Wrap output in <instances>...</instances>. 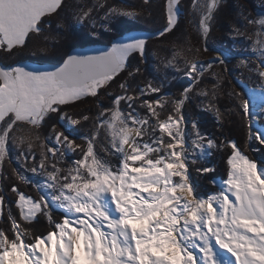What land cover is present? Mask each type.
Instances as JSON below:
<instances>
[{
  "label": "snow or ice",
  "instance_id": "1",
  "mask_svg": "<svg viewBox=\"0 0 264 264\" xmlns=\"http://www.w3.org/2000/svg\"><path fill=\"white\" fill-rule=\"evenodd\" d=\"M192 3L207 51V37L227 0ZM178 5L179 0H167L164 27L153 36L164 37L178 27ZM100 9L98 20L94 13ZM52 16L55 21L46 19ZM121 16L135 19L137 13L108 0L93 5L0 0V49L26 47L45 25L55 41L62 32L87 24L96 41L103 38L100 29L111 32V22ZM228 27L230 39L250 41L255 57H239L237 69L246 68L264 88V15L252 18L240 5ZM148 39L114 38L95 54L67 52L51 69L0 67V166L10 154L9 144L16 146L19 126L39 129L55 121L47 137H36L39 158L31 144L28 151L20 148L18 158L23 163L31 157V164L24 163L23 171L13 169L15 181L8 192L0 188V205L8 208L6 226L0 227V264H264V164L258 167L248 154L253 142L264 147V125L255 127L264 120V92L257 110L244 93H224L232 106L222 109L221 77L232 71L223 53L205 64L181 61L177 49L171 50V58L157 60L159 81L130 83L148 62ZM132 56L139 57L134 69ZM217 64L223 66L221 73L212 70ZM169 71L189 81L178 95L164 91ZM124 72L119 94H108ZM101 91L110 104L103 103ZM89 97L96 102L94 115L66 111ZM189 104L212 113L221 129L226 115L239 114L246 125L245 145L222 131L219 136L202 132L197 120L185 115ZM65 121V130L57 131L56 122L64 128ZM85 123L91 127L78 144L70 130ZM214 151L225 153L226 179L218 190L202 195L193 170L198 176L215 172L214 165L201 162ZM70 153L78 158L66 163ZM112 157L119 162L114 164ZM26 172L43 178V185H34L35 197L18 186L33 183ZM210 184L215 185L214 177ZM8 193L14 201H7ZM54 210L61 211L59 218ZM41 218L47 227L38 233L35 225Z\"/></svg>",
  "mask_w": 264,
  "mask_h": 264
},
{
  "label": "trees",
  "instance_id": "2",
  "mask_svg": "<svg viewBox=\"0 0 264 264\" xmlns=\"http://www.w3.org/2000/svg\"><path fill=\"white\" fill-rule=\"evenodd\" d=\"M109 3H119L123 4L124 7L136 11L137 16L134 21L124 19L116 20L112 25L111 32H104L103 38L93 41L89 37V27L87 24L83 25L80 28L68 29L64 31L65 37L58 41V43L51 44L44 55L36 58H27L19 59L16 63H34V64H57L61 61L63 55L69 52L73 48L84 47L87 45H97L104 44L106 45L110 40L114 38H124L132 34H146L153 36L154 33L161 31L165 24L166 16V3L167 0H149V3L145 4L144 0H108ZM243 5L246 9V13L252 18L259 19L261 15H264V3L262 0H227V6L224 7L218 14L217 20L211 29L210 35L207 37V47L208 50H204V39L198 33V20L199 14L195 12L193 8L192 0H180L179 2V25L171 33L166 34L164 37H155L147 41V64H141L140 67L144 70L142 75H138L136 81H130V83L141 82L144 79H155L159 81L161 79L160 73L154 70V66L158 59L161 57H169V51L171 44H176L178 48H181L183 51L182 57L187 58L189 61L197 60L203 63H207L209 60L215 57V50L221 51L222 53L228 55L226 57L227 67L232 69L231 72L223 73L221 77V87L223 92L221 94L220 106L222 109L231 107V102L229 98L224 95V93L230 91H237L233 85V79H237L242 84L248 88H257L261 85L260 80L249 73L246 68L237 69L236 65L238 58L241 56H247L251 59L255 57L251 56L250 41L245 39L243 36L236 37L235 39L229 38V24L233 22L238 15L239 6ZM102 10V9H101ZM103 12V10H102ZM183 13V17L181 14ZM52 21L56 20V17L50 19ZM55 25V23H53ZM52 25V26H53ZM251 29V26H249ZM160 46V47H159ZM198 50V51H197ZM156 54V58L153 57V54ZM159 54H164L163 56ZM139 57L132 56L129 58V64L132 69L137 66ZM12 62L10 66L14 65ZM222 67L220 65H214L213 71L217 73L222 72ZM126 72L121 74L116 78L115 83L111 85L110 88L106 90L114 92L112 96L118 95L120 92L119 85L124 82ZM172 76H175V79H171ZM170 79L164 85V91L172 94L178 95L180 91L188 85L189 81L181 74L173 73L169 71ZM207 83V81H206ZM238 92V91H237ZM101 100L105 105L111 103V100L106 96L105 91H101L100 95ZM122 107H127L122 104ZM91 110L90 112L88 110ZM66 111L69 113H81L87 112L90 115H94L96 111V102L92 98H86L84 102H77L73 106L66 108ZM185 115L188 117L189 121L195 119L199 123L200 129L202 132L219 136V133L222 131L224 136L229 140H235L240 145L244 146L246 143V125L242 117L239 114L226 115L225 120L223 121L224 127L221 129L219 124L214 119L212 113L201 111L194 106V104H189L185 108ZM55 121H47L42 128H39L36 133L41 134L40 138H44L49 132V128ZM57 124V122H56ZM90 123H85L81 126H74L70 130L71 136L75 139L76 143H83L81 137L87 135L90 130ZM189 125V131H190ZM223 138V137H221ZM32 144V143H31ZM33 148H39L38 143L34 142ZM257 144L255 145V148ZM10 154L3 162V165L0 167V172L3 173V178L0 179V188L5 192H8L9 187L15 181L13 175L14 168H20L21 171L24 170L23 163L16 159L15 155H18V152L15 154L14 150L9 146ZM35 148L31 149L36 153L37 159L39 158V152ZM259 152V153H258ZM260 151H257L256 156H253L252 151L248 150V154L253 158L264 159ZM103 155V153H101ZM224 155L225 153L214 151L209 156L201 157V162L203 165L212 164L215 167V172L206 175L198 176L193 170V180L197 184V189L202 195H207L211 192H214L215 185H211L210 181L214 177L215 182L222 181L226 179V167L224 164ZM78 158V153H72L70 156L66 157V163H71L72 160ZM26 164H31V157L26 161ZM112 162L118 163L117 157H112ZM25 163V162H24ZM22 165V166H21ZM28 173V172H26ZM13 176L12 180H9L8 177ZM19 188L21 191L27 192L32 196H37L35 188L31 185H25L23 182H19ZM15 197L8 193L7 201H14ZM6 201V202H7ZM13 214L18 215V209H16L15 204L11 205ZM8 208L4 205H0V227L6 226L5 221L7 217ZM38 233H43L46 231V223L43 218L40 219L39 223L35 225Z\"/></svg>",
  "mask_w": 264,
  "mask_h": 264
},
{
  "label": "rangeland",
  "instance_id": "3",
  "mask_svg": "<svg viewBox=\"0 0 264 264\" xmlns=\"http://www.w3.org/2000/svg\"><path fill=\"white\" fill-rule=\"evenodd\" d=\"M103 2H104V0H66V3H68V4L82 3V4H87V5H93V4H96V3H103ZM179 2H180V0H179ZM121 5L123 6V4H121ZM128 10H130V9H128ZM130 11H133V10H130ZM134 12L137 13L136 11H134ZM94 15H96L97 19L99 20L103 16V12L100 9L97 12H95ZM181 16L183 17V13L181 14ZM53 18H55V16H52V17H49V18H46V19H53ZM125 18L127 20H131V21H134L136 19V18L135 19H130V18L121 16V17L115 18L111 22V25L116 20H118V19H124L125 20ZM80 27H82V26H79V25L75 26L76 29L80 28ZM52 28L54 29L55 25H53ZM100 31L102 33L108 32L106 29H100ZM145 36L149 37V39L153 38V36L146 35V34H132V35H129V36L126 35V37H124L122 39L127 40V39H130V38H133V37H145ZM64 37H65V34H63V32H62L61 34H59L57 40H55V41L52 40L50 38V29H49L48 25H45V31L42 34H32L31 35L30 39L27 41V46L26 47H24V48H19L18 47V48L13 49L12 51H5L3 49H0V67H13V66H16L18 64H22L23 66H25V67H27L29 69H48V68H46V67H44V66H42L40 64H34V63H24V64L23 63H16L15 64L14 62L18 61L19 59H23V58L27 59L28 57L29 58H36V56L37 57L42 56V55L45 54L47 48L51 44L58 43V41H61ZM172 49H177L178 51H181L180 59H181V61H183L184 60V58L182 57L183 51L181 50V48H178L175 43L171 44V48H170V51H169V54H168L169 55L168 58H171V50ZM218 53H222V52L221 51H217V55H218ZM159 55L163 56L164 54H159ZM223 55H224L225 58L228 56V55H226L224 53H223ZM153 57L154 58L157 57L155 53L153 54ZM161 58H163V57H161ZM12 62L14 63V65L10 66V64ZM126 76H127V74H126ZM233 85H234L235 89L238 92L244 93L247 96V98L251 101L253 110H257L258 106L262 102L261 93L264 92V88H262L261 85L259 87H257V88H248L247 90H249V92H250V95H249L246 90H242L241 88H239L235 84L234 79H233ZM113 93L114 92H112V91L108 92V94H111V95ZM108 94H106V96L109 97ZM63 124L65 126L64 128L61 127V123L60 122H57V129L56 130L57 131L65 130V128L67 127V122L65 121V122H63ZM261 125H264V120H261L258 123H256L255 127L260 128ZM248 126H251V125H248ZM73 127L74 126H72V128ZM37 131H38V129L33 128L31 126H27V125L19 126L17 128L16 132L14 133V135L16 137V146L14 147L11 143L9 144V146L14 150V153L16 154L19 151L20 148H23L25 151H28L29 150L28 149V145L31 144V143L33 144L34 142L38 143L39 148H37V149H36V147H34V148L37 150V152L40 153V151H41V149H40V141L37 140L36 137H37V135L40 136L41 134L36 133ZM51 131H52V128L50 127L49 128V132H47L48 134L45 137H47L51 133ZM44 138L42 137L41 140H43ZM32 144H31V146H32L31 149H34ZM256 144H257V146H256L257 148H255ZM250 151H252V154H254L253 156H256L257 151H260V153H262V155H263L262 151H264V147H261L260 145H258L257 142H253L252 145H251ZM71 154L72 153H70L68 156H70ZM204 156H209V154H205ZM15 157L19 161L18 155H15ZM254 160L257 162L258 167L261 164H264V159L255 158ZM25 163H27V162H25ZM23 164H24V162H23ZM25 175H27L29 177V179L33 182L32 186L34 188H35L34 185H35L36 182H39L41 185H43V183H44L43 178L40 177L38 174H33L31 172H28V173H25ZM222 182H223V180L215 182V190H213V191L218 190V188L222 184ZM35 190L37 192L36 188H35ZM37 194H38V192H37ZM60 215H61V211L60 210H54V216L55 217L59 218ZM44 222L46 223L45 220H44ZM46 227H47V224H46Z\"/></svg>",
  "mask_w": 264,
  "mask_h": 264
},
{
  "label": "water",
  "instance_id": "4",
  "mask_svg": "<svg viewBox=\"0 0 264 264\" xmlns=\"http://www.w3.org/2000/svg\"><path fill=\"white\" fill-rule=\"evenodd\" d=\"M105 47L104 44H97V45H87V46H84V47H78V48H73L71 49L69 52H74V53H77V54H95L97 53L98 51H100L101 49H103ZM216 52V55L213 59H215L217 57V51L215 50ZM211 59V60H213ZM58 64V63H57ZM56 64H43L42 66L48 68V69H51L55 66ZM234 82L235 84L238 86V83L240 81L234 79ZM240 85H243L241 82L239 84L238 87H240ZM245 86V85H243Z\"/></svg>",
  "mask_w": 264,
  "mask_h": 264
},
{
  "label": "bare ground",
  "instance_id": "5",
  "mask_svg": "<svg viewBox=\"0 0 264 264\" xmlns=\"http://www.w3.org/2000/svg\"><path fill=\"white\" fill-rule=\"evenodd\" d=\"M239 84H240V82L238 83V86H239ZM239 88H241L242 90H246L247 91V93L250 95V92H249V90H247L248 89V87H246V86H243V85H240V87Z\"/></svg>",
  "mask_w": 264,
  "mask_h": 264
}]
</instances>
